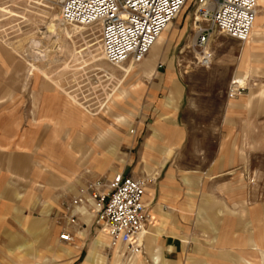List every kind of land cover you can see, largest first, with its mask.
I'll use <instances>...</instances> for the list:
<instances>
[{"label":"rangeland","instance_id":"obj_1","mask_svg":"<svg viewBox=\"0 0 264 264\" xmlns=\"http://www.w3.org/2000/svg\"><path fill=\"white\" fill-rule=\"evenodd\" d=\"M192 6L186 5L171 24L155 63L146 72H140V65L150 52L140 63L112 66L104 60L96 29L81 27L84 30L73 39L64 34L58 38L53 31L54 24L60 22V7L53 0H0V49L3 51L0 52L3 89L0 106L20 111L26 126L41 103L39 94H54L69 110L75 109L86 124H97L106 130L114 127L118 147L122 153L132 152L134 157L139 154L147 128L152 124L151 118L142 122V104L147 102V96H166L168 91L155 90V83L167 75L176 77L185 89L181 119L189 133L177 154L180 169L204 172L220 158L222 148L224 159L237 172L235 190L216 192L215 208L222 210L206 214L180 260L165 264H264V120L259 147L246 153L242 135L238 138L239 132L230 127L239 118L225 116L228 109L235 111L242 107L239 100L229 98L232 81L247 76V70L238 69L239 43L226 37L216 38L212 43L215 53L212 67L193 69ZM263 6L264 0H259L258 29L263 20ZM73 26L63 25V28L72 32ZM121 67L133 68L132 74L125 78ZM250 74L264 79V65ZM246 85L244 80L243 86ZM127 136L129 140L124 143ZM232 147L234 153L230 155ZM244 157L246 161L241 165ZM144 177L150 185L155 184L159 172L147 173ZM100 180L109 183L106 177H99L87 182L83 190ZM67 202L58 206L49 204L46 227L41 226L43 223L30 231L23 227L16 235L9 229L0 245V264H73L70 252L80 242H83L85 257L88 255L84 264H154L152 258L157 250L154 246L143 243L146 249L140 254L119 244L109 247L108 236L88 225L80 226L73 234L75 241H63L61 236L71 228L64 216Z\"/></svg>","mask_w":264,"mask_h":264},{"label":"crops","instance_id":"obj_2","mask_svg":"<svg viewBox=\"0 0 264 264\" xmlns=\"http://www.w3.org/2000/svg\"><path fill=\"white\" fill-rule=\"evenodd\" d=\"M262 14L259 32L251 42L241 44L235 40L240 48L238 69L247 70V91L230 99L239 100L242 107L235 111L228 109L225 115L239 118L230 127L239 132L238 138L242 135L246 153L259 147L264 120V79L250 74L264 65V6ZM0 52L3 51L0 49ZM155 61L150 55L149 60L140 65V72ZM155 86V90H167L168 94L147 96V102L142 104V122L151 118L152 124L147 128L139 154L134 157L132 152L122 153V148L118 147L114 127L106 130L97 124H86L75 109L69 110L54 94H39L41 103L26 126L20 111L0 106V245L9 229L16 235L23 227L29 231L38 229L42 223L41 226L46 227L49 204L58 206L77 197L87 182L99 177L111 181L119 173L140 179L156 171L159 179L147 186L144 197L151 212L145 242L157 249L152 259H158V263L154 261V264L180 260L191 237H196L198 223L206 214L222 210L215 208L216 192L236 189L237 171L224 159L222 146L220 158L204 172L180 169L177 154L189 137L181 119L185 89L180 80L171 75L163 77ZM2 90L0 87V93ZM127 140L128 136L123 142ZM232 148L230 155L234 153ZM245 161L246 158H242L241 165ZM91 210H86L80 224L71 226L68 231L75 234L80 226L88 225L110 239L108 233L97 226ZM82 246L80 242L70 252L73 264H84L86 260L88 255L85 257Z\"/></svg>","mask_w":264,"mask_h":264},{"label":"built area","instance_id":"obj_3","mask_svg":"<svg viewBox=\"0 0 264 264\" xmlns=\"http://www.w3.org/2000/svg\"><path fill=\"white\" fill-rule=\"evenodd\" d=\"M60 7L64 26L79 25L96 29L104 60L112 66L142 62L166 28L183 8H193L195 53L193 69H209L214 62L212 43L227 37L247 44L259 13V0H53ZM191 67V66H189ZM185 73H188L185 71ZM231 83L229 98L247 91V85ZM146 178L116 174L109 183L97 181L64 205L70 226H78L81 216L91 208L96 224L105 230L113 247L118 244L135 254L144 251L139 236L147 229L151 212L144 197ZM61 239L74 241L70 231Z\"/></svg>","mask_w":264,"mask_h":264},{"label":"bare ground","instance_id":"obj_4","mask_svg":"<svg viewBox=\"0 0 264 264\" xmlns=\"http://www.w3.org/2000/svg\"><path fill=\"white\" fill-rule=\"evenodd\" d=\"M189 4V3H188ZM187 4V5H188ZM186 7V6H185ZM184 7V8H185ZM183 8V9H184ZM182 12V11H181ZM180 12V13H181ZM179 16V15H178ZM177 16V17H178ZM257 18H258V16H257ZM256 22H257V19H256ZM255 22V25H254V29H253V32H252V38H251V40L253 39V37L255 36V35H257L258 34V32H259V29L256 27V23ZM173 22H171V24H172ZM171 24L166 28V30L163 32V34L160 36V38L158 39V41L154 44V46L152 47V49H151V51H150V55H152V58H158L159 57V55H160V50H162L163 49V45H164V43L166 42V40H167V33H169V29H170V27H171ZM54 31H53V33H55L57 36H58V38L59 37H61V35L62 34H64L65 36H68L69 38H71V39H73V37H74V35L75 34H79V33H81L84 29H82L81 27L82 26H79V25H75V26H73L74 27V30L72 31V32H67V29H65V28H63V25L61 24V22H58L57 21V24L55 25L54 24ZM83 28H85V27H83ZM257 28V29H256ZM53 30V29H52ZM250 40V41H251ZM74 41V40H73ZM104 57V56H103ZM150 57V56H149ZM149 57L147 58V60H149ZM146 60V61H147ZM151 61V60H150ZM149 61V62H150ZM121 66V65H120ZM119 66V67H120ZM152 66V65H151ZM37 69V68H36ZM121 69H122V71H123V76L125 77V78H127L128 76H130L131 74H132V72H133V68H131V67H128V68H125V67H121ZM38 70H40V69H38ZM147 71V70H146ZM146 71H144V72H146ZM244 80H246V79H241L240 81H237L238 83L237 84H241L242 86H243V82H244ZM117 98H119V95L117 96ZM146 234H147V229L139 236V241H140V243L142 244V243H145V237H146ZM120 245V244H119ZM122 246V245H121ZM109 247H113L112 245H111V240H110V246ZM116 247V246H115ZM156 263H158V259H155L154 260ZM115 263H116V261H115ZM140 264V263H139Z\"/></svg>","mask_w":264,"mask_h":264}]
</instances>
